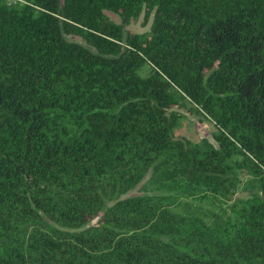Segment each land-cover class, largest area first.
I'll use <instances>...</instances> for the list:
<instances>
[{
	"label": "trees",
	"instance_id": "16d2710c",
	"mask_svg": "<svg viewBox=\"0 0 264 264\" xmlns=\"http://www.w3.org/2000/svg\"><path fill=\"white\" fill-rule=\"evenodd\" d=\"M0 264H264V0H0Z\"/></svg>",
	"mask_w": 264,
	"mask_h": 264
},
{
	"label": "rangeland",
	"instance_id": "374dc122",
	"mask_svg": "<svg viewBox=\"0 0 264 264\" xmlns=\"http://www.w3.org/2000/svg\"><path fill=\"white\" fill-rule=\"evenodd\" d=\"M105 13L113 21L117 23L121 22V19L118 15L110 11H105ZM150 24H151V17L149 18L148 21H145L144 15L141 14L137 19H134V20L132 19L125 26V28L135 33H143L149 30ZM71 38L76 39V40H81L80 37L78 36H72ZM149 71H150L149 66L144 65L142 69L140 70V73L142 75H145L149 73ZM186 105L190 106V104L188 103ZM176 109H178L183 114V116L178 120L176 127L174 128V134L176 136L186 137L192 141H198L202 138H205L208 141H210L212 144L216 145V142L214 141L213 136H212L213 131H214V126L207 117L200 115V114H191L185 109V107L183 108L176 107ZM146 179H144L134 189L122 195L121 198L154 193L155 191L153 190V188L146 183ZM243 179L244 180L249 179V176L247 174H244ZM242 185L233 195L234 199L239 198V197H245L248 194L250 189L247 190L244 188V185L243 186ZM187 201H190V199H188ZM99 218H100V215L92 219L86 225V227L97 224Z\"/></svg>",
	"mask_w": 264,
	"mask_h": 264
},
{
	"label": "built area",
	"instance_id": "2783aa9c",
	"mask_svg": "<svg viewBox=\"0 0 264 264\" xmlns=\"http://www.w3.org/2000/svg\"><path fill=\"white\" fill-rule=\"evenodd\" d=\"M8 2H23L24 0H7Z\"/></svg>",
	"mask_w": 264,
	"mask_h": 264
}]
</instances>
